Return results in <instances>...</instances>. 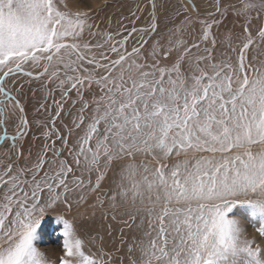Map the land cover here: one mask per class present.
<instances>
[{"label":"snow or ice","instance_id":"snow-or-ice-1","mask_svg":"<svg viewBox=\"0 0 264 264\" xmlns=\"http://www.w3.org/2000/svg\"><path fill=\"white\" fill-rule=\"evenodd\" d=\"M180 4L200 15L194 0ZM239 5L213 0L191 44L146 48L157 0L135 3L115 31L66 0H0V264H49L42 221L100 192L91 206L107 202L123 225L119 247L105 251L101 236L86 255L74 222L56 214L58 264H264V59L249 55L264 45V22L253 23L264 21V0ZM230 9L243 31L217 57L206 45ZM173 51L175 62L162 64ZM25 89L43 91L40 108L48 98L55 106L33 143Z\"/></svg>","mask_w":264,"mask_h":264},{"label":"rangeland","instance_id":"rangeland-1","mask_svg":"<svg viewBox=\"0 0 264 264\" xmlns=\"http://www.w3.org/2000/svg\"><path fill=\"white\" fill-rule=\"evenodd\" d=\"M67 10L71 12L85 11L92 17L93 22H98L102 29H108L109 31H115L117 25L115 21L121 16H128L129 9L133 8L135 3H141L143 7L148 3V0H66ZM197 7L201 13H207V11H214L211 7L213 0H194ZM224 3L235 4L239 7V0H229ZM157 24L158 28L156 33H154L149 38V43L146 48H150L153 42L159 41L160 45L164 48L169 46V40L175 42L177 39H184L189 44H191L194 38H198L201 25L200 20L206 19L209 22L213 17H202L196 16L194 13H184L180 4V0H157ZM148 11H151L150 5L148 6ZM148 11L140 14L141 19L137 21L138 27H146L150 22V17L148 16ZM180 15H177V12ZM184 15H189L192 18L193 23L188 25L187 23H181ZM255 17V12L253 13ZM111 18L113 21L112 27L108 28V19ZM215 19H220L217 15ZM264 21H256L254 19V25H259ZM242 24L243 20L232 14L231 9L228 12L227 17L223 20V23L219 25H213L211 29V36L207 42V47L215 53L217 57L221 53L229 51V44L226 37L231 33V43L236 45L239 42V37L242 34ZM130 27V25H129ZM181 29V31H177ZM194 29V31H193ZM255 31V28H253ZM216 40L215 48L212 46V39ZM131 41L129 47H131ZM205 45L201 44V52ZM249 55H255L260 59H264V45H261L258 49H254ZM177 52L173 51L169 58H160L162 64H171L175 62ZM187 64L185 63L182 70L186 72ZM10 83V82H9ZM22 97V103L25 105L27 118L31 126V132L29 134L28 143H33L32 136H40V133L44 130V126L51 127L49 123V112L54 111V105L52 104L51 98H48L46 103V111L44 108H40L41 103H45V97L43 91H37L33 96L32 93L25 89L24 93L18 94ZM58 98V96H57ZM40 127H37V125ZM57 127H62L60 121H57ZM9 135L14 134V129L9 126ZM41 140L35 141L34 143L39 145ZM7 143V142H6ZM28 143L25 144V150L28 148ZM112 180V175L109 174V178L105 181L103 187L107 188ZM100 195L103 197V192L89 195L87 200L82 204H73L71 211H69L65 206L61 205L56 213H51L46 216L45 220L42 221V236L38 241L39 250L45 254L49 264H58V260L62 255V240L59 237V225L56 221V214L63 215L65 218L74 222L76 231L78 235L84 240V249L86 255L91 256L92 253L97 252V249L101 246L100 237L103 236V247L105 251H113L115 247L120 245V229L123 227L118 221L111 220V210L107 207V202L104 208L97 205L93 208L91 205L95 203L96 196ZM104 211H109V219L104 220L102 218V213ZM95 213V214H94ZM118 214V220H119ZM109 225H111L112 236L108 235ZM249 233H253L254 229L249 227ZM125 238L130 240L132 236V231L125 228L124 229ZM95 237V241L91 239ZM126 251V245H125ZM118 255H124L120 253ZM118 264V262H114ZM125 264H127V259L125 257Z\"/></svg>","mask_w":264,"mask_h":264},{"label":"water","instance_id":"water-1","mask_svg":"<svg viewBox=\"0 0 264 264\" xmlns=\"http://www.w3.org/2000/svg\"><path fill=\"white\" fill-rule=\"evenodd\" d=\"M189 2H192V0H189ZM199 16H202V17H204V16H205V17H208V16L206 15V13H201V12H200V15H199Z\"/></svg>","mask_w":264,"mask_h":264},{"label":"bare ground","instance_id":"bare-ground-1","mask_svg":"<svg viewBox=\"0 0 264 264\" xmlns=\"http://www.w3.org/2000/svg\"><path fill=\"white\" fill-rule=\"evenodd\" d=\"M225 1H229V0H225ZM231 1V0H230Z\"/></svg>","mask_w":264,"mask_h":264}]
</instances>
